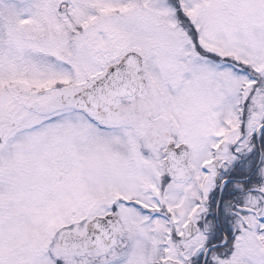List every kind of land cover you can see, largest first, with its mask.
Returning a JSON list of instances; mask_svg holds the SVG:
<instances>
[{
    "label": "snow or ice",
    "instance_id": "6c2138e0",
    "mask_svg": "<svg viewBox=\"0 0 264 264\" xmlns=\"http://www.w3.org/2000/svg\"><path fill=\"white\" fill-rule=\"evenodd\" d=\"M0 264H264V0H0Z\"/></svg>",
    "mask_w": 264,
    "mask_h": 264
}]
</instances>
